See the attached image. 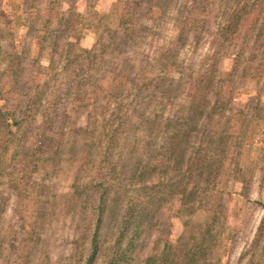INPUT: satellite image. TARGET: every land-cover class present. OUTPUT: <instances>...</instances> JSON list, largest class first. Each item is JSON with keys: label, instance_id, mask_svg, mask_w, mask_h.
<instances>
[{"label": "rangeland", "instance_id": "rangeland-1", "mask_svg": "<svg viewBox=\"0 0 264 264\" xmlns=\"http://www.w3.org/2000/svg\"><path fill=\"white\" fill-rule=\"evenodd\" d=\"M129 240L264 264V0H0V264Z\"/></svg>", "mask_w": 264, "mask_h": 264}, {"label": "trees", "instance_id": "trees-1", "mask_svg": "<svg viewBox=\"0 0 264 264\" xmlns=\"http://www.w3.org/2000/svg\"><path fill=\"white\" fill-rule=\"evenodd\" d=\"M236 17V14L233 16V18H235ZM235 21V25H236V23H237V19H235L234 20ZM72 26V25H71ZM71 26L69 27V28H71ZM179 144V143H178ZM176 146H177V144H176ZM174 151H176V149L174 148ZM147 211H149V209L148 208H144L143 210H142V218L144 219L145 217H147L148 216V214L150 213H147ZM153 211V210H152ZM147 213V214H146ZM101 223H102V221L101 220H98V222H97V228H96V231H95V234H94V236L92 237V241H91V249H92V255H91V257L93 258L94 256H96V254L98 253V251H99V249H100V239H99V230H100V226H101ZM141 224H142V222H140V223H137V224H135L134 226H135V228H136V230H134V232H133V234H137L138 235V229L140 228V226H141ZM146 229L147 228H145L144 230L146 231ZM143 230V231H144ZM124 231H127V229H124ZM125 232H123L122 233V237L121 238H123L124 236H125V234H124ZM140 233L142 234L143 232L140 230ZM120 238V239H121ZM132 242H133V240H132ZM131 240H129V245L128 244H126L125 246H123L122 244H121V241H117V243H116V246H119V249L116 251L117 252V254H116V257H114V258H112L111 260L112 261H110L109 262V264H122V260L125 262V259L128 257V253H129V250L131 249ZM194 263V262H193Z\"/></svg>", "mask_w": 264, "mask_h": 264}]
</instances>
